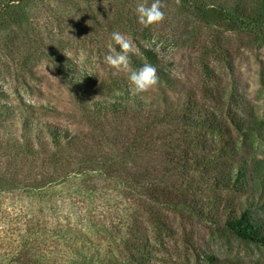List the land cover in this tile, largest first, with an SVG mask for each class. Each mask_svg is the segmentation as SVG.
I'll use <instances>...</instances> for the list:
<instances>
[{"label": "trees", "instance_id": "obj_1", "mask_svg": "<svg viewBox=\"0 0 264 264\" xmlns=\"http://www.w3.org/2000/svg\"><path fill=\"white\" fill-rule=\"evenodd\" d=\"M31 1L0 3L12 58L31 43L27 19L39 14L28 13ZM163 3L207 27L264 30V0ZM92 10L82 12L91 37L102 28ZM127 21L108 24L103 36L116 52L113 32L135 47L120 75L35 46L68 92L66 112L0 101V264H161L164 238L178 234L194 264H244L215 252L234 244L264 255V108L205 76V62L191 80L173 73L147 45L156 30ZM173 28L185 39L184 25ZM144 64L157 68L159 83L137 94L128 77ZM160 209L178 215L180 231ZM196 222L208 228L201 244Z\"/></svg>", "mask_w": 264, "mask_h": 264}, {"label": "rangeland", "instance_id": "obj_2", "mask_svg": "<svg viewBox=\"0 0 264 264\" xmlns=\"http://www.w3.org/2000/svg\"><path fill=\"white\" fill-rule=\"evenodd\" d=\"M2 1L0 0V3ZM207 1L218 3L224 0ZM153 2L154 0H32V4L28 5V13L31 17L34 11L39 14L27 19L26 30H32L29 34L30 40L28 39L32 44L26 45L25 52L16 51L15 58H12L11 53L6 54V43L13 30L0 24V101L17 104L21 101L20 98H23L34 101L39 107L48 104L66 112L70 107L68 92L60 84L44 56L36 53L35 46L43 48L44 52L58 50L59 55L71 60L74 65L84 61L87 67H93L102 75L108 71L120 75L123 69L117 71L105 61V57L115 51L109 47L110 40L103 39L105 33L110 34L108 24L114 25L118 21L126 23L128 19L137 18V5L145 3L150 6ZM162 5L165 19L159 25L150 26L156 33L147 44L160 55L161 61L173 73L182 76L187 74L189 80L192 79L191 74L196 64L205 62L208 66L205 76L228 86H236L238 91L245 93L252 104L264 108V30L225 31L219 27H207L196 17L179 12L170 3ZM87 6L96 12L95 16L101 19L102 23V28L101 24H98V35L93 34L92 37L87 36L90 25L87 26L82 20V12ZM174 23L185 26V39L174 30ZM258 33L263 38L259 39ZM125 37L127 38L126 35ZM15 42L18 44L17 38ZM82 43H86V48L81 46ZM22 78L26 85L21 84ZM15 89L19 94L15 93ZM10 202L8 198L4 199L1 207H8ZM159 213L172 219L174 232L179 229L180 220L176 213L165 209H160ZM196 224L201 244L207 237L208 228L198 222ZM182 238L180 234L177 237L175 235L173 239L164 238L167 244L165 247L169 252L161 264H194L190 260L192 248L182 243ZM195 245H198V242ZM252 248L253 250L234 244L230 248L219 247L215 252L221 257H240L245 261L244 264H251V259L258 258L260 264H264L262 252L253 246Z\"/></svg>", "mask_w": 264, "mask_h": 264}, {"label": "clouds", "instance_id": "obj_3", "mask_svg": "<svg viewBox=\"0 0 264 264\" xmlns=\"http://www.w3.org/2000/svg\"><path fill=\"white\" fill-rule=\"evenodd\" d=\"M175 3L177 6H180L181 0H175ZM163 7L161 0H154L150 6L145 3L138 4L136 7L138 22L144 27L161 24L165 19ZM209 7H212V5H209ZM112 39L119 46L120 51L110 52L105 57L106 63L117 71L121 69L129 70L130 55L135 52L132 41L119 32H113ZM128 79L130 86L137 94L149 92L159 83L157 68L151 64H144L137 70H131Z\"/></svg>", "mask_w": 264, "mask_h": 264}]
</instances>
